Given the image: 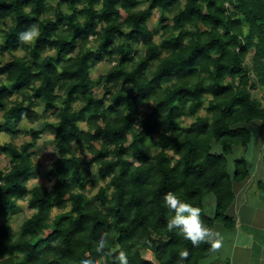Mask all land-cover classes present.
Masks as SVG:
<instances>
[{
	"label": "trees",
	"instance_id": "16d2710c",
	"mask_svg": "<svg viewBox=\"0 0 264 264\" xmlns=\"http://www.w3.org/2000/svg\"><path fill=\"white\" fill-rule=\"evenodd\" d=\"M50 1L0 0V24L7 25L0 53L11 54L0 59L2 119L34 123L52 114L58 155L46 171L51 188H28L41 129L26 131L30 140L19 146L0 144L10 164L0 168V264H79L87 253L107 264L108 253L120 250L129 264H199L214 249L167 229L163 197L174 192L201 207L208 227L233 226V183L250 175L251 163L235 157L230 173L228 156L250 143L248 124L264 123L257 97L264 94V0H149L145 8L141 0ZM154 10L159 30L146 23ZM32 27L39 35L26 44L20 34ZM19 48L25 55H12ZM103 57L114 64L95 82L90 62ZM185 117L193 121L183 125ZM92 166L98 178L89 180ZM88 180L104 182L91 198ZM208 194L213 215L204 208ZM26 199L34 211L14 232L1 217ZM101 233L109 243L97 252Z\"/></svg>",
	"mask_w": 264,
	"mask_h": 264
},
{
	"label": "rangeland",
	"instance_id": "374dc122",
	"mask_svg": "<svg viewBox=\"0 0 264 264\" xmlns=\"http://www.w3.org/2000/svg\"><path fill=\"white\" fill-rule=\"evenodd\" d=\"M52 5L54 6L56 3V0H51L50 1ZM149 4V0H141L140 5L138 8H145ZM159 11L154 10L153 15L151 18H149L146 23L148 27L151 30H156L161 27L159 22H158V17H159ZM170 24L172 23L171 21L169 22ZM7 25L0 24V30H4ZM154 40L156 42L159 41V36L156 35L154 37ZM2 36L0 32V46L2 45ZM26 44H32L34 41L31 42H25ZM143 49L141 47H138L139 53H142ZM52 53V52H50ZM12 55L16 56H24L25 55V50L22 48H19L17 51L13 52ZM0 59L5 62L11 59V54L4 53L3 55L0 53ZM28 61H31V59L28 57ZM114 64L113 61H109L107 57H103L101 60H96L94 63L93 61L90 62V67H89V72L92 77V79L96 82L99 81L100 76L106 73V71ZM250 61L246 62V65H249ZM93 92L95 95L101 97L104 93V91L101 89V87L95 86L93 88ZM256 95V94H255ZM257 97H259L261 100L264 99V94L261 90H258ZM81 103L76 102L73 104V107L75 111H78L80 109ZM37 112H42L43 107H38L35 109ZM2 113L3 111L0 110V144L4 142H13L16 145H21L22 143L29 141L30 140V135L26 133L30 128H35L40 130L41 133L39 134L37 138L36 145L31 149V158L33 161L34 165V170L31 172L29 175L28 181H27V186L28 188H31L34 185L42 184L48 189L51 188L54 179H51L46 175V171L52 161H54L57 158V151L55 149V143H54V136L51 133L50 128L48 127V122L49 121H54L53 120V115L48 113V119L47 120H42L40 119L39 121H36L34 123L29 122L26 118L20 120L19 122H6L2 119ZM205 111L201 110L200 114H204ZM89 115L86 114V117ZM191 121H193V118L190 117H185L183 118V125L189 124ZM82 127H85L84 123H81ZM151 144V141H148ZM251 146H249L248 150L244 152L241 155L244 157H248V155L252 154L251 152ZM76 148V153L78 155H81L82 157L85 158L86 161L90 159V154L87 152V150L84 147H77ZM240 146H235L233 153L228 156V171L230 173L233 172V164H232V159L235 157H238L240 151ZM219 150V145L214 143L212 145V151H218ZM9 159L3 155H0V168L2 170H7L9 168ZM97 167L92 166L90 168V175H89V180L90 179H97ZM86 183V191L85 193L88 195L89 198H91L96 191L98 190L99 185H104V182L98 181L97 186H93V183L89 181ZM214 195L213 194H208L206 195L204 199V208L206 213L209 215L214 214ZM68 209L69 201L66 203ZM33 209L29 208L27 199L26 200H17L16 207L13 210H10L7 212L5 215L1 217V220L7 221L13 228L14 232L18 231L19 225L21 222L29 217L33 213ZM59 212L57 208H53L52 210V215L55 213Z\"/></svg>",
	"mask_w": 264,
	"mask_h": 264
},
{
	"label": "crops",
	"instance_id": "0c3cea01",
	"mask_svg": "<svg viewBox=\"0 0 264 264\" xmlns=\"http://www.w3.org/2000/svg\"><path fill=\"white\" fill-rule=\"evenodd\" d=\"M248 126L252 139L246 148L240 146L238 157L253 143L247 157L251 172L244 181L233 183L234 200L227 210L233 226L212 225L220 233L221 247L199 264H264V123L254 121ZM143 256L154 261L150 251H144Z\"/></svg>",
	"mask_w": 264,
	"mask_h": 264
},
{
	"label": "clouds",
	"instance_id": "9594fccd",
	"mask_svg": "<svg viewBox=\"0 0 264 264\" xmlns=\"http://www.w3.org/2000/svg\"><path fill=\"white\" fill-rule=\"evenodd\" d=\"M39 35L38 30L32 27L20 34V40L31 42ZM165 208L170 214L167 222V229L171 232L174 229L185 239L191 242L193 246L201 243L209 244L214 250L221 247L220 233L215 229L208 227L201 218L202 209L199 206H193L185 202L174 192H167L163 197ZM107 233H101L95 243V250L102 252L108 247ZM110 261L107 264H129L128 255L125 251H118L117 255L112 257L108 253ZM188 257V251L180 253L181 260ZM79 264H106L105 258H91V253H87L80 258Z\"/></svg>",
	"mask_w": 264,
	"mask_h": 264
}]
</instances>
